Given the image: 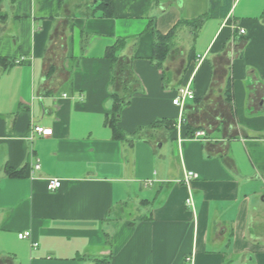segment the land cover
Here are the masks:
<instances>
[{"label": "crops", "instance_id": "1", "mask_svg": "<svg viewBox=\"0 0 264 264\" xmlns=\"http://www.w3.org/2000/svg\"><path fill=\"white\" fill-rule=\"evenodd\" d=\"M0 59V264H264V0H0Z\"/></svg>", "mask_w": 264, "mask_h": 264}, {"label": "trees", "instance_id": "2", "mask_svg": "<svg viewBox=\"0 0 264 264\" xmlns=\"http://www.w3.org/2000/svg\"><path fill=\"white\" fill-rule=\"evenodd\" d=\"M101 5L105 10V15L109 17L111 15V0H101ZM206 18V16H201L190 22H181L172 27L166 34H161L153 30V61H155L156 66L160 68L168 57L170 42L178 26L182 25V23L186 24L195 33L203 25ZM122 44L123 41L117 40L114 46L108 48L105 52V56L111 60L112 64L113 80L111 84L114 87L118 86V89L113 90L111 94L112 111L110 119L107 121V124L113 131L115 139L123 138V133L118 126V119L122 108L129 102L130 95L134 91L133 86L135 83L132 79L130 64L125 58H118L117 56V52L121 49ZM0 62H4V60L0 59Z\"/></svg>", "mask_w": 264, "mask_h": 264}, {"label": "built area", "instance_id": "3", "mask_svg": "<svg viewBox=\"0 0 264 264\" xmlns=\"http://www.w3.org/2000/svg\"><path fill=\"white\" fill-rule=\"evenodd\" d=\"M239 33L244 34V31L240 30ZM193 98H194L193 93L191 92V90L189 89L188 86H185L178 91V95L172 100V104L174 106L182 109L184 101L185 100H192ZM32 134H37V135H41V136H50L52 134V130L47 129V128H43V127L38 126V125H34L31 128V135ZM204 136H205V134L203 131H198L194 134V139L204 138ZM34 168L37 170L39 168V166L36 164V165H34ZM196 178H197V175L195 173L188 172L186 174V177H185V182L188 183L189 181L194 180ZM59 187H60V181L58 179L48 180L47 189L49 191L57 190ZM186 204L191 205V200L190 199L186 200ZM18 238L19 239H29L30 233L24 232L22 234H19ZM33 246L35 247L36 244H33Z\"/></svg>", "mask_w": 264, "mask_h": 264}]
</instances>
